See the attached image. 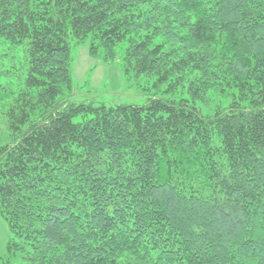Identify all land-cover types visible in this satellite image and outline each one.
Listing matches in <instances>:
<instances>
[{
    "label": "trees",
    "instance_id": "trees-1",
    "mask_svg": "<svg viewBox=\"0 0 264 264\" xmlns=\"http://www.w3.org/2000/svg\"><path fill=\"white\" fill-rule=\"evenodd\" d=\"M0 39V264H264V0H0ZM71 40L156 94L66 99Z\"/></svg>",
    "mask_w": 264,
    "mask_h": 264
},
{
    "label": "rangeland",
    "instance_id": "rangeland-1",
    "mask_svg": "<svg viewBox=\"0 0 264 264\" xmlns=\"http://www.w3.org/2000/svg\"><path fill=\"white\" fill-rule=\"evenodd\" d=\"M70 45L72 91L66 93V99L71 102L93 103L96 106L104 104L108 107L145 106L156 94L152 79L126 74L121 50H118L114 62L107 63L102 55L91 56L90 42L76 45L71 40ZM0 56H4L0 58V95H3L7 93L6 89L15 90L22 82L26 64L24 48L13 46L3 39H0ZM75 122H83V117L76 118ZM12 237L9 225L0 215V256L7 253Z\"/></svg>",
    "mask_w": 264,
    "mask_h": 264
}]
</instances>
